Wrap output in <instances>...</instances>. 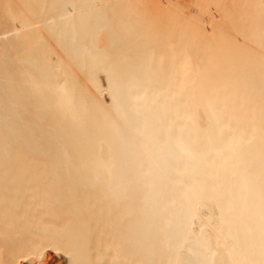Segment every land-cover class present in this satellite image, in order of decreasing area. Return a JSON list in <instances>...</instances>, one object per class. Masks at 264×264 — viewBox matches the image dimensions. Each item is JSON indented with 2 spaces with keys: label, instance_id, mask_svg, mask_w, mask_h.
Segmentation results:
<instances>
[{
  "label": "bare ground",
  "instance_id": "bare-ground-1",
  "mask_svg": "<svg viewBox=\"0 0 264 264\" xmlns=\"http://www.w3.org/2000/svg\"><path fill=\"white\" fill-rule=\"evenodd\" d=\"M0 264H264V0H0Z\"/></svg>",
  "mask_w": 264,
  "mask_h": 264
}]
</instances>
